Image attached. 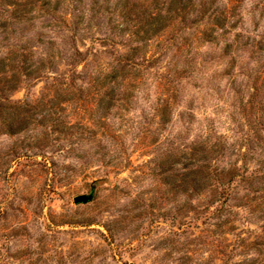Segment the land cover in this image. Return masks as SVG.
Returning <instances> with one entry per match:
<instances>
[{"label": "rangeland", "instance_id": "rangeland-1", "mask_svg": "<svg viewBox=\"0 0 264 264\" xmlns=\"http://www.w3.org/2000/svg\"><path fill=\"white\" fill-rule=\"evenodd\" d=\"M0 264H264V0H0Z\"/></svg>", "mask_w": 264, "mask_h": 264}, {"label": "water", "instance_id": "water-1", "mask_svg": "<svg viewBox=\"0 0 264 264\" xmlns=\"http://www.w3.org/2000/svg\"><path fill=\"white\" fill-rule=\"evenodd\" d=\"M90 198H91V195L78 196V197H76L75 202H76V203H79V202H86V201L89 200Z\"/></svg>", "mask_w": 264, "mask_h": 264}]
</instances>
